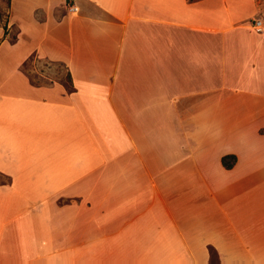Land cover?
Segmentation results:
<instances>
[{"label": "crops", "instance_id": "0c3cea01", "mask_svg": "<svg viewBox=\"0 0 264 264\" xmlns=\"http://www.w3.org/2000/svg\"><path fill=\"white\" fill-rule=\"evenodd\" d=\"M7 32L0 264H264V0H11Z\"/></svg>", "mask_w": 264, "mask_h": 264}, {"label": "rangeland", "instance_id": "374dc122", "mask_svg": "<svg viewBox=\"0 0 264 264\" xmlns=\"http://www.w3.org/2000/svg\"><path fill=\"white\" fill-rule=\"evenodd\" d=\"M11 0H0V29L7 32L8 22H9V7ZM3 39L0 40V49L2 45ZM210 264H218L215 256H212V260Z\"/></svg>", "mask_w": 264, "mask_h": 264}, {"label": "trees", "instance_id": "16d2710c", "mask_svg": "<svg viewBox=\"0 0 264 264\" xmlns=\"http://www.w3.org/2000/svg\"><path fill=\"white\" fill-rule=\"evenodd\" d=\"M68 80H69V83L72 84V79L71 77L69 76L68 77ZM236 157L235 156H226L223 158L222 162H223V165L226 169H232L236 163Z\"/></svg>", "mask_w": 264, "mask_h": 264}, {"label": "built area", "instance_id": "2783aa9c", "mask_svg": "<svg viewBox=\"0 0 264 264\" xmlns=\"http://www.w3.org/2000/svg\"><path fill=\"white\" fill-rule=\"evenodd\" d=\"M70 10L73 11V12H77L78 9H77L76 7H74V6H72V7L70 8ZM254 28H256L257 30L261 31V30L263 29L262 22L259 21V20H256V21L254 22Z\"/></svg>", "mask_w": 264, "mask_h": 264}]
</instances>
